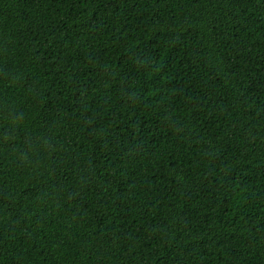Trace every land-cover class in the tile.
<instances>
[{"label":"trees","instance_id":"trees-1","mask_svg":"<svg viewBox=\"0 0 264 264\" xmlns=\"http://www.w3.org/2000/svg\"><path fill=\"white\" fill-rule=\"evenodd\" d=\"M0 264H264V0H0Z\"/></svg>","mask_w":264,"mask_h":264}]
</instances>
